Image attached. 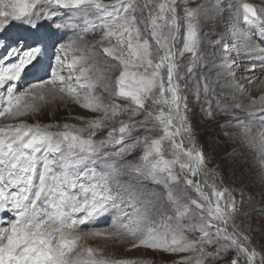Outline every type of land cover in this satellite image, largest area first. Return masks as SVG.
Returning <instances> with one entry per match:
<instances>
[{
  "label": "snow or ice",
  "instance_id": "6c2138e0",
  "mask_svg": "<svg viewBox=\"0 0 264 264\" xmlns=\"http://www.w3.org/2000/svg\"><path fill=\"white\" fill-rule=\"evenodd\" d=\"M240 7L242 19H233L225 0L185 6L182 15L178 0H0V90L7 99L0 116L35 115L65 97L100 113L70 117L83 127L0 126V264H156L154 256L99 258L79 244L89 237L176 257L171 264H256L259 254L235 222L247 214L240 210L244 191L237 201L235 187L223 186L192 125V105L204 120L231 116L221 126L237 131L223 135L255 152L264 172V132L234 115L251 117L257 105L264 115V96L242 102V81L255 84L249 73L257 66L264 75V8ZM43 28L74 35L60 44L51 77L18 91L47 53ZM97 32L98 39H85ZM205 43L216 59L197 75ZM185 54L186 64L178 63ZM118 117V127L109 123ZM237 155L234 149L225 161ZM95 163L101 170L90 167ZM112 213L104 231L82 230Z\"/></svg>",
  "mask_w": 264,
  "mask_h": 264
},
{
  "label": "rangeland",
  "instance_id": "374dc122",
  "mask_svg": "<svg viewBox=\"0 0 264 264\" xmlns=\"http://www.w3.org/2000/svg\"><path fill=\"white\" fill-rule=\"evenodd\" d=\"M249 1H251L253 5L259 9V5L254 4L255 0H238V1L228 0L227 2L225 1L227 4H230L233 7V11L231 13V16L233 17V19L236 18L237 16L238 17L240 16V18L242 19L243 9L240 7V5H242L243 2L247 3ZM259 1L261 4H264V0H259ZM113 2L114 0H103V3L105 4H111ZM202 2L203 0H194V2L192 3L185 4L184 0H178V13L182 15L183 13L180 10L183 7L185 6L195 7L197 3H202ZM73 18H75V14ZM215 27L216 26L213 25L214 29ZM219 28L222 30L223 24H221ZM204 31L207 32L208 27H205ZM50 33H51L50 29L48 28H43L40 30V35L44 37L45 43L47 45V52H50V54H52L54 53L55 50L57 51L59 49L60 45H57V44L55 45L53 39L52 41L50 40L49 38ZM66 34H67L66 36H62L64 43H67L68 40H70L74 35L73 32L71 31L66 32ZM98 38H99L98 32L89 34L85 37V39H87L89 42L93 41L94 39H98ZM177 47L179 48L180 45L178 44ZM72 52L73 50L71 49L68 51L67 53L68 60L66 61V63H70L73 57ZM68 55H71V56H68ZM189 56L190 54H185L183 58L178 59V63L186 64V62L189 59ZM200 56H201V61L198 63V66L196 69L197 75H199V73L201 72H207L208 69L204 67V64L207 63L209 66H211L212 61L216 59V57L212 55V49L208 46L207 43H205L202 46ZM185 70L186 69L184 68L181 69V71H185ZM240 72H243V71H240ZM64 75L67 76L66 74ZM263 81H264V75H260L258 82L261 83ZM255 84L257 85V83ZM254 88H256V86ZM219 90L220 89L217 88V91ZM260 96H264V93H262ZM191 99L192 97L191 95H189V100L191 101ZM3 102H7L6 94H5V91L0 90V106H2ZM192 107L195 110L194 115L192 116V125L195 130L196 138L201 144L204 145L205 150L208 153V158L212 162L210 164V167L219 166L220 171L223 173V186H226L229 188L235 187L236 191H234L232 194L235 195L237 201H239L240 200L239 192L240 190L244 191L243 189L244 183L240 182L239 180H237V178L234 177L233 171H234V167L237 161L240 160L241 156H235L232 161H227V162L225 161V157H227L231 153L232 149L234 148L241 149L243 148V146L241 144H238L237 146L234 144H231V142H229V137L223 135V132L225 130L234 133L236 132L235 130L237 129L235 127L225 129L224 127L221 126L222 122L226 121L229 118V116L226 117V115H221V119L223 118L222 120L216 122L214 126H209V120L202 119L200 116L199 109L195 105H192ZM43 108H45L44 109L45 111L42 110ZM42 109H41L42 111H40L38 114H35V115L28 114V115L21 116V117H13V116H9L5 114L3 116H0V120H2L3 118L6 119V121L3 122L4 123L3 126L11 125L13 120H15V122H18V123L29 122V124H34L38 122L41 125L48 124V123L54 124L57 122L63 124L67 122L70 124H75L78 127H83L84 124L81 119H71L70 117L76 116V117H82L83 119H92L100 115V113H93L91 111L84 110L80 108L78 105H76L75 103L68 102L67 97H65V100L63 101L62 100L60 101V99H57L51 103H45L42 106ZM0 110H1V107H0ZM236 114L237 112L235 111L234 115ZM219 117L220 115L216 117V120H218ZM120 119H122V117H118L115 121H109V123L115 124V126L118 127ZM18 123H15V124H18ZM52 130L55 131L56 129H52ZM106 131L107 129H105L104 131H101L96 138L99 139L102 136H105ZM185 143L187 144V138H185ZM242 151L244 152V155H247V156L249 155L250 151H248L245 147L242 149ZM140 154H141L140 150H137L136 155H140ZM131 158L132 157H129V159ZM243 160H244V157L242 156V161ZM90 167H94L97 171H99L101 170L102 165H100L99 163H95V164L90 165ZM197 179H202V177H197ZM217 184H220L219 180L217 181ZM189 192L194 198L197 196L194 190L189 189ZM251 195H246L244 191L245 203L240 206V210L241 212H246L247 214L237 216L235 222L236 224L239 225L238 230L241 233L246 234L247 236L251 238V242L248 244V247L250 249L255 250L259 254L257 257V262H256V264H259V256L264 255V228H263L264 226L259 227V222H258L259 218H256L253 215H251V211L254 209V204L248 201L249 197H251V201L253 200V195L252 196ZM248 203L251 206H249ZM114 215H115L114 213L106 214L90 222L87 228L82 229V230L84 231H92V230L104 231L108 226H110L112 219L114 218ZM105 222H108V223L103 224ZM79 244L85 247H91L95 249L97 256L99 258L144 257V256L152 257L154 256L156 260V264H164L165 261H167V264H171V261L173 259H176V257H172V256H161V254L159 253H150V252L145 253L143 249H139L135 251H128L126 250V246L119 245V244H113L111 242H106V239L102 237H89L87 239L79 241Z\"/></svg>",
  "mask_w": 264,
  "mask_h": 264
},
{
  "label": "bare ground",
  "instance_id": "6f19581e",
  "mask_svg": "<svg viewBox=\"0 0 264 264\" xmlns=\"http://www.w3.org/2000/svg\"><path fill=\"white\" fill-rule=\"evenodd\" d=\"M225 1L227 2L228 0H225ZM258 1L255 0L254 4L259 5V8H264V4H261L260 1L259 2ZM247 3L253 4L251 1H249ZM50 32L51 33L49 35V38L51 41L53 39L55 45L56 44L60 45V44L64 43L62 36H66L67 35L66 33L53 32L52 30H50ZM57 52H58V50L57 51L55 50L54 53H52V54H50V52H47L46 55L44 56V58L42 59V61L35 68H31L30 70H28L26 72V74L24 75L23 79L19 82L20 87L18 88V91L23 90L24 87L30 85L31 83H35L39 80L49 79L51 77L52 67L55 66V64H56ZM73 55H74V53L72 52V56ZM68 56H71V55H68ZM237 63L242 65L243 63H247V60H243V61L238 60ZM239 70L244 71L242 66ZM62 74L67 75L68 70L64 69ZM249 75L252 76V78L256 81L255 83H257V85L256 84H250V83H248V81H242L247 87V95L242 100V102L245 105L249 104L248 96H250L251 98L253 96L252 99L258 100L260 95L262 93H264V81L261 83H259L260 81L258 82V79L260 78V75L258 72V66H257V73L255 75L249 73ZM257 77H258V79H257ZM255 86H256V88H254ZM5 94H6V91H5ZM6 104H7V102H3L2 106L6 105ZM44 109L45 108H43L42 110H44ZM1 110H2V107H1ZM251 111L253 112V115L251 117H248L247 112L239 111V110L236 111L237 114L235 116L238 115V117H240L242 120L247 118L248 120H250L251 125L256 132H258V133L264 132V115H262L260 113L259 106L257 105L255 108L251 109ZM231 118L232 117L229 116V118L227 120H229ZM222 119H221V115H220L218 120L215 119V120L209 121V126H214L216 124V122H218ZM4 121H6L5 118L0 120V126H3ZM15 123H18V122H15V120H13L11 125H16ZM27 123L29 124V122H27ZM235 131H237V130H235ZM229 142H231V144H234L236 146L239 144L238 142H234L230 138H229ZM228 145H230V144H228ZM244 147L245 146H243V148ZM243 148H241V149L240 148L239 149L234 148L237 150V152L242 153V155H237V156H241V157H240V160L237 161V163L234 167L233 175L235 178H237V180L244 183L243 189H244L246 195H251V194L253 195V200L251 203L254 204V209L251 211V215H253L256 218H259L258 219L259 220L258 221L259 227H263L264 226V172H261V170L259 169V167L257 165L256 159L253 158L257 154L255 152L250 151L248 156L244 155V152L242 151ZM234 149H232L231 153H233ZM242 156L244 157L243 161H242ZM237 180H236V182H237ZM248 205L251 206L249 203H248ZM107 223L108 222H105L103 224H107Z\"/></svg>",
  "mask_w": 264,
  "mask_h": 264
}]
</instances>
